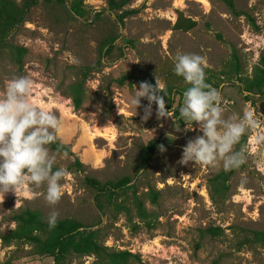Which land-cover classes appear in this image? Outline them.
<instances>
[{
  "label": "rangeland",
  "instance_id": "rangeland-1",
  "mask_svg": "<svg viewBox=\"0 0 264 264\" xmlns=\"http://www.w3.org/2000/svg\"><path fill=\"white\" fill-rule=\"evenodd\" d=\"M12 1L20 6L23 0ZM74 1H40L0 37V91L14 76H32L34 99L65 121L59 141L72 152L49 147L55 166L67 170L60 201L47 203L46 186L6 194L0 233L15 227L12 215L23 208L45 220L56 211L58 219L83 227L57 262L32 259L28 245L3 247L0 240V264H264V246L249 241L252 231L264 230V145L244 137L237 149H246V162L222 181L218 175L228 171L220 165L181 164L183 147L202 132L174 113L183 97L174 94L170 101L167 89L188 86L173 72L183 53L204 57L207 77L225 69L236 52L243 76L250 75L264 55V0H233L234 10L224 0H132L117 10L107 0H80L82 17L71 12ZM130 9L135 12L121 24L117 15ZM178 12L197 25L174 31ZM156 78L166 87L167 95L160 94L172 117L157 118L153 104L145 121L147 100L136 110L128 98L133 86L155 85ZM218 89L226 117L250 110L264 127L255 106L259 95L241 92L236 78ZM151 140L159 146L144 161L141 151ZM124 176L130 182L113 196L97 195L85 182ZM89 237L103 248L99 253Z\"/></svg>",
  "mask_w": 264,
  "mask_h": 264
},
{
  "label": "clouds",
  "instance_id": "clouds-1",
  "mask_svg": "<svg viewBox=\"0 0 264 264\" xmlns=\"http://www.w3.org/2000/svg\"><path fill=\"white\" fill-rule=\"evenodd\" d=\"M205 67L206 61L200 55L183 53L175 57L173 72L189 85L183 92L180 119L186 126L195 122L202 132L183 147L180 163L220 165L225 171L239 169L246 162L247 151L243 146L237 149V145L244 137L264 145V127L250 110L225 116L222 94L207 82ZM133 87L129 104L137 110L142 99L148 102L142 120L152 116L153 104L157 106V118L172 117V110L166 109L164 95L160 94L167 95L166 87L157 78L155 85L143 81L138 88ZM35 89L32 76L20 75L9 79L0 91V202L8 193L18 197L41 186H46L49 205L57 204L62 197L61 182L67 170L55 166L49 146L59 142L65 121L34 99ZM58 215L56 211L49 214L50 227H55Z\"/></svg>",
  "mask_w": 264,
  "mask_h": 264
},
{
  "label": "trees",
  "instance_id": "trees-1",
  "mask_svg": "<svg viewBox=\"0 0 264 264\" xmlns=\"http://www.w3.org/2000/svg\"><path fill=\"white\" fill-rule=\"evenodd\" d=\"M40 1L55 2L64 4L66 0H23L19 6L12 0H0V37L4 38L11 30L24 21L28 11ZM132 0H107L108 8L110 10H117L123 8ZM231 10H234L233 0H224ZM71 12L82 17L84 15V8L82 2L74 1L70 4ZM134 9L124 10L117 15L119 22L122 24L124 19L134 13ZM197 25V21L190 17H185L182 12L177 13V18L172 26L174 31L187 32ZM112 42L106 44L110 46ZM231 63L225 65V69L217 74H211L206 77L207 82L216 88H220L225 81H232L234 78L238 80L241 92L246 95H259L258 102L255 103L257 112L264 120V55L261 56L258 63L253 67L250 75L243 76V68L236 52L232 53ZM154 85V84H153ZM189 86V85H188ZM167 87L169 91L168 100L172 101L174 94H179L183 97V92L188 87ZM77 105L79 104V96L74 97ZM166 105V109L171 111V105ZM174 113L179 115V106H176ZM244 144V141L242 142ZM159 146L157 140H151L146 146L142 148L141 154L144 161L149 160L155 153ZM52 150L60 153L71 154V150L64 143L59 141L57 144L49 146ZM79 166L78 160L75 162ZM234 170V169H233ZM221 172L217 181L226 180L233 172ZM85 182L93 188L97 195L113 196L122 189H124L130 182L128 176H124L118 180H108L101 182L94 177H86ZM141 209V204H139ZM12 220L15 222V227L7 232L0 233V240L3 247L18 246L24 244L29 246V257L37 259L42 256L52 257L55 262L64 258L65 252L68 249L70 241H72L81 231L82 222L75 219H57L55 227H50L48 220H45L42 214L35 209L23 208L13 213ZM87 243L91 250L99 253L101 246L92 237L87 238ZM249 241L259 242L264 246V230H254L250 236Z\"/></svg>",
  "mask_w": 264,
  "mask_h": 264
},
{
  "label": "water",
  "instance_id": "water-1",
  "mask_svg": "<svg viewBox=\"0 0 264 264\" xmlns=\"http://www.w3.org/2000/svg\"><path fill=\"white\" fill-rule=\"evenodd\" d=\"M220 88H221V86H220Z\"/></svg>",
  "mask_w": 264,
  "mask_h": 264
}]
</instances>
